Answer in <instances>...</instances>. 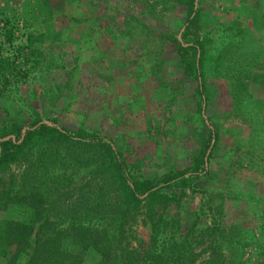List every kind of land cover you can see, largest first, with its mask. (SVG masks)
<instances>
[{
  "label": "rangeland",
  "instance_id": "obj_1",
  "mask_svg": "<svg viewBox=\"0 0 264 264\" xmlns=\"http://www.w3.org/2000/svg\"><path fill=\"white\" fill-rule=\"evenodd\" d=\"M178 1L0 0V130L18 140L12 123L20 132L42 123L101 137L120 151L133 181L196 171L193 187L161 190L167 203L153 211L168 226L155 250L182 248L183 261L201 264L214 246L223 264H264V0H194L202 95L171 42L194 39L181 35ZM106 163L96 146L55 142L30 145L6 163L0 264L7 220L42 214L34 228L61 230L112 215ZM149 208L143 202L133 215L135 248L149 241ZM70 252L74 264L99 263L84 247Z\"/></svg>",
  "mask_w": 264,
  "mask_h": 264
},
{
  "label": "trees",
  "instance_id": "obj_2",
  "mask_svg": "<svg viewBox=\"0 0 264 264\" xmlns=\"http://www.w3.org/2000/svg\"><path fill=\"white\" fill-rule=\"evenodd\" d=\"M179 4L185 9L183 27L181 35H194L192 43L188 46L182 44L175 38L171 39L174 50L184 65L187 73L195 75L196 91L203 94L204 85L202 75L199 72L202 54V43L196 35L198 28V10L194 0H179ZM189 50L192 54L189 55ZM0 73L2 67H0ZM11 133L17 132L18 140L4 139L7 129L0 130V169L6 163H11L22 153L24 148L38 143H66L79 144L83 146H96L104 152L106 170L113 183V192L116 197L111 214L106 210V214L101 217L93 216L90 223L85 225L71 221L66 229H55L35 224L44 220V215H26L22 220H7V264H17L22 257L27 260V264H74V259H70V251L82 247L85 250L94 252L99 258L98 264H193V259L186 262L185 250L159 248L156 251V243L159 233L166 230L168 223L163 220L161 213L153 211L154 206L164 208L168 197L161 192L165 187L171 185L194 186L196 171L180 170L174 173L161 175L155 181L150 180H130L127 179L123 170V159L119 150L105 139L90 136L81 130L69 131L64 128L49 126L46 124H34L20 132L21 127L11 124ZM208 137L203 142L201 151L198 154V161L204 164L205 149L207 148ZM145 202V206H150L148 212L151 235L147 244L139 242L135 248L131 245L130 238L133 215L137 214L140 204ZM31 202L24 203L29 206ZM109 204V201L106 202ZM48 209V208H46ZM44 211V210H43ZM34 212V211H33ZM36 213V211H35ZM114 215V216H113ZM5 223L0 222V226ZM210 234L212 227H208ZM166 238H169L166 236ZM169 247H174L176 242L169 238ZM161 243L167 246V241L161 239ZM17 244V247L15 246ZM211 245V244H210ZM209 245V246H210ZM15 246L14 252L8 254L9 247ZM208 246V247H209ZM208 253L204 263L201 264H223L221 251L213 250ZM68 253V254H67ZM169 254V255H168ZM3 253H0V256ZM192 253L189 252V256ZM195 256V255H194ZM196 257V256H195ZM216 257L215 259H212Z\"/></svg>",
  "mask_w": 264,
  "mask_h": 264
}]
</instances>
